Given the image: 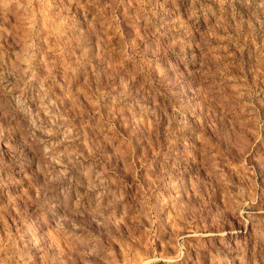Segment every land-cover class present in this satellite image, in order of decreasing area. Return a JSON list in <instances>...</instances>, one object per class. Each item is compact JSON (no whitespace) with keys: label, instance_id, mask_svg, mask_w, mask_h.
Masks as SVG:
<instances>
[{"label":"rangeland","instance_id":"rangeland-1","mask_svg":"<svg viewBox=\"0 0 264 264\" xmlns=\"http://www.w3.org/2000/svg\"><path fill=\"white\" fill-rule=\"evenodd\" d=\"M0 264H264V0H0Z\"/></svg>","mask_w":264,"mask_h":264}]
</instances>
